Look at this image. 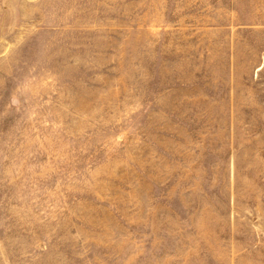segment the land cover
<instances>
[{
  "label": "rangeland",
  "instance_id": "1",
  "mask_svg": "<svg viewBox=\"0 0 264 264\" xmlns=\"http://www.w3.org/2000/svg\"><path fill=\"white\" fill-rule=\"evenodd\" d=\"M249 25L264 0H0V264H264Z\"/></svg>",
  "mask_w": 264,
  "mask_h": 264
},
{
  "label": "crops",
  "instance_id": "2",
  "mask_svg": "<svg viewBox=\"0 0 264 264\" xmlns=\"http://www.w3.org/2000/svg\"><path fill=\"white\" fill-rule=\"evenodd\" d=\"M236 28H264V26H260V25H254V26H236ZM251 59V58H248ZM253 64V61H252ZM263 66H264V57L259 56L258 58V62L256 63V66L254 67L251 77H252V81H253V85L252 86H246L247 88L251 87H264V85H255V81L257 77H260L261 72L263 71Z\"/></svg>",
  "mask_w": 264,
  "mask_h": 264
}]
</instances>
